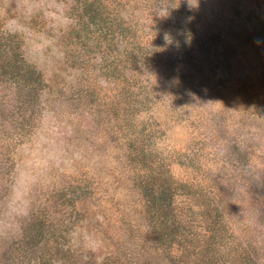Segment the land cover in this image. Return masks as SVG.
<instances>
[{
    "label": "trees",
    "instance_id": "16d2710c",
    "mask_svg": "<svg viewBox=\"0 0 264 264\" xmlns=\"http://www.w3.org/2000/svg\"><path fill=\"white\" fill-rule=\"evenodd\" d=\"M62 1L72 20L62 35L66 58L85 81L98 82L89 74L100 65L115 85L106 95L94 83L95 94L85 86L75 95L108 127L120 151L117 186L131 199L120 198L119 208L95 183L87 195L81 184L69 188L68 200L46 201L48 210L30 215L12 259L264 264V231L237 212L247 200L264 227V0ZM23 41L0 18V74L7 88L23 90L10 110L0 101V127L9 122L12 130L0 134V145L7 141L13 166L16 145L31 141L40 96L49 90ZM175 128L186 133L185 147L172 140ZM175 164L189 171L179 178ZM85 225L96 245L77 244Z\"/></svg>",
    "mask_w": 264,
    "mask_h": 264
},
{
    "label": "rangeland",
    "instance_id": "374dc122",
    "mask_svg": "<svg viewBox=\"0 0 264 264\" xmlns=\"http://www.w3.org/2000/svg\"><path fill=\"white\" fill-rule=\"evenodd\" d=\"M12 6L14 10L16 8L15 13L6 11ZM60 6L67 11L69 16L68 3L61 0ZM27 7L41 11L34 12L31 16H25ZM55 7H57L56 0H29L27 6L24 0H0V18L3 19L6 28L13 20L21 21L27 25L29 32L22 35L26 59L40 69L49 80L47 82L49 90L46 88L42 92L40 105L35 111L38 121L31 134V141L26 140L25 143L16 145L15 166L9 159L10 149L7 146V141H1L3 146L0 145V215L4 214L13 185L20 178L21 173H24L26 187H21L20 190L22 198L27 200L28 214L16 217L10 224L5 225L8 231L0 235V264H21L16 259L14 261V257L12 259L11 256L12 252L13 254L16 252L13 242L19 238L21 227L28 223L30 215L34 211L41 208L49 209L46 207V201L68 200L67 191H70L69 188L74 189L78 184H81L84 194L87 195L88 186L95 183L99 187L101 186L102 193L106 190L109 197L117 200L119 208L120 198L125 201L126 198L131 199L129 193L126 196V192L120 188V185L117 186L120 151L116 148V142L111 140V135L107 133L106 128L108 127L105 128L103 119L94 114L90 103L84 104L83 100L80 102L75 95L86 87L95 94L90 88L92 83L96 88H100L101 92L97 91L99 96L110 93V88H114L115 85L113 82L106 81L100 65L94 70V73L89 74L91 80H94L95 77L98 82L85 81L87 75L76 68L77 64L73 61L72 56L70 58L67 55L69 58H66L62 35L65 31L70 30L71 23L67 27H57L56 21L49 20L46 14ZM72 64L75 66L72 67ZM0 79V101H7L10 110L11 105L22 95L23 90H18L19 93H17L16 85L12 82H10L12 83L11 87L7 88L6 79L2 74H0ZM22 83L25 82L18 83V89H20L19 86L23 87ZM60 92L62 94L57 97L56 95ZM11 118L12 116H9V119ZM213 122H220L219 126H222V121L219 118H215ZM206 125L210 126L209 123H205L200 126V131L202 129L206 131ZM10 128L9 122L6 123V127L1 128L0 134L11 135ZM172 136V140L180 144V147H185L189 143L186 133L181 128L179 130L175 128ZM255 164L256 169L262 167L257 160ZM187 170L189 171L188 168L179 164L173 166L174 174L179 178L184 176L188 172ZM33 176H35L34 182H32ZM25 192L26 197L23 196ZM243 193L244 196H247L246 192ZM247 202V200L238 202L237 206L243 209L238 208L237 212L243 220L249 222L253 229L264 231V227L259 223L260 218L257 212L249 209L250 204ZM64 209L67 210L65 207ZM61 214L58 210L55 216H61ZM75 239L79 245H96L97 242V237L88 231L86 225L79 228Z\"/></svg>",
    "mask_w": 264,
    "mask_h": 264
},
{
    "label": "clouds",
    "instance_id": "9594fccd",
    "mask_svg": "<svg viewBox=\"0 0 264 264\" xmlns=\"http://www.w3.org/2000/svg\"><path fill=\"white\" fill-rule=\"evenodd\" d=\"M27 6L29 0H24ZM57 7L53 8L51 12L47 13V18L49 20H54L57 22V27H67L72 21L68 16L67 11L60 6L61 0H56ZM19 7V4L17 5ZM40 9H33L32 7H27L25 16H31L34 12L38 13ZM11 34H21L26 35L29 32L27 25L21 21L13 20L9 23L6 28ZM35 181V176L32 177V182ZM21 187H26L24 184V173H21L20 178L14 183L13 189L9 195L8 201L5 205V212L0 215V235L5 234L8 229L5 227L6 224L16 217L27 216V200L22 198ZM26 197V192L23 194Z\"/></svg>",
    "mask_w": 264,
    "mask_h": 264
}]
</instances>
